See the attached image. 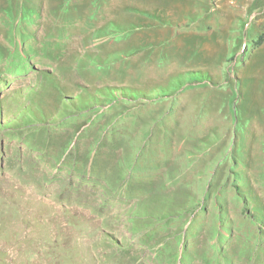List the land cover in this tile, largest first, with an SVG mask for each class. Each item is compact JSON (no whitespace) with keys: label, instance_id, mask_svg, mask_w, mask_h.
I'll return each instance as SVG.
<instances>
[{"label":"rangeland","instance_id":"obj_1","mask_svg":"<svg viewBox=\"0 0 264 264\" xmlns=\"http://www.w3.org/2000/svg\"><path fill=\"white\" fill-rule=\"evenodd\" d=\"M0 264H264V0H0Z\"/></svg>","mask_w":264,"mask_h":264},{"label":"trees","instance_id":"obj_2","mask_svg":"<svg viewBox=\"0 0 264 264\" xmlns=\"http://www.w3.org/2000/svg\"><path fill=\"white\" fill-rule=\"evenodd\" d=\"M259 41H260V39H259ZM259 41H257V42H259Z\"/></svg>","mask_w":264,"mask_h":264}]
</instances>
